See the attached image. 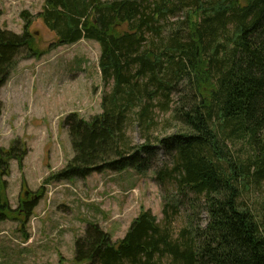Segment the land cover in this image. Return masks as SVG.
Masks as SVG:
<instances>
[{
    "label": "trees",
    "instance_id": "obj_1",
    "mask_svg": "<svg viewBox=\"0 0 264 264\" xmlns=\"http://www.w3.org/2000/svg\"><path fill=\"white\" fill-rule=\"evenodd\" d=\"M21 16L20 33L0 24V91L21 56L39 54L31 14ZM37 16L57 45L100 44L105 87L100 113L89 120L77 112L66 116L74 153L53 178L153 169L158 185L176 189L163 205V224L142 207L114 241L88 223L76 238L75 259L264 264V203L250 205L251 192L264 188V0H45ZM26 153L19 140L0 146V221L30 217L43 195L40 188L10 205L11 161L21 167ZM180 196L206 211L208 221L190 222L176 235L171 218Z\"/></svg>",
    "mask_w": 264,
    "mask_h": 264
},
{
    "label": "rangeland",
    "instance_id": "obj_2",
    "mask_svg": "<svg viewBox=\"0 0 264 264\" xmlns=\"http://www.w3.org/2000/svg\"><path fill=\"white\" fill-rule=\"evenodd\" d=\"M44 3L0 0V24L8 29L22 32L21 12L31 14L30 31L39 52L31 58L21 56L0 91V146L9 148L19 140L27 149L21 167L18 160L11 161L7 196L16 208L44 190L30 217L0 221V264H90L89 259H75L76 238L83 236L88 223H98L114 241L125 235L142 207L151 209L163 224V205L172 202L176 189L158 185L153 169H106L86 177L53 178L74 153L66 116L77 112L89 120L100 113L105 87L98 65L100 44L87 39L57 45L55 33L37 16ZM130 133L135 142L142 141L138 130ZM160 159H167L163 150ZM250 198V205L261 209L264 188L253 190ZM176 201L178 214L171 218L176 235L190 222L207 223L208 214L199 206L191 208L182 196Z\"/></svg>",
    "mask_w": 264,
    "mask_h": 264
},
{
    "label": "crops",
    "instance_id": "obj_3",
    "mask_svg": "<svg viewBox=\"0 0 264 264\" xmlns=\"http://www.w3.org/2000/svg\"><path fill=\"white\" fill-rule=\"evenodd\" d=\"M87 39H81L80 41L76 42V43H79V42H82V41H86ZM74 43V44H76Z\"/></svg>",
    "mask_w": 264,
    "mask_h": 264
}]
</instances>
